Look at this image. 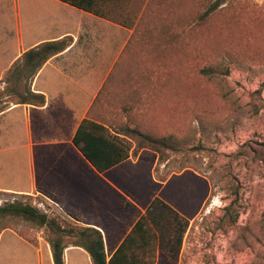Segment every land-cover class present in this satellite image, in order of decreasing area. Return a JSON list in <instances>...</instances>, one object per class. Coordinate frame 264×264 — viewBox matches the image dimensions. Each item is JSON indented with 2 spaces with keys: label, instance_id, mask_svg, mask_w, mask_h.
Listing matches in <instances>:
<instances>
[{
  "label": "rangeland",
  "instance_id": "374dc122",
  "mask_svg": "<svg viewBox=\"0 0 264 264\" xmlns=\"http://www.w3.org/2000/svg\"><path fill=\"white\" fill-rule=\"evenodd\" d=\"M214 2L127 0L119 11L131 25H120L130 35L120 64L136 66V81L113 124L177 142L144 152L158 156L156 176L171 177L165 194L179 196L188 222L178 256L163 250L160 264H264V0H229L206 17ZM15 101L0 88V109ZM14 201L44 210L40 199L0 193V206ZM4 232L0 264H35L14 257L24 252L10 234L34 246L52 236L18 217L0 218Z\"/></svg>",
  "mask_w": 264,
  "mask_h": 264
},
{
  "label": "crops",
  "instance_id": "0c3cea01",
  "mask_svg": "<svg viewBox=\"0 0 264 264\" xmlns=\"http://www.w3.org/2000/svg\"><path fill=\"white\" fill-rule=\"evenodd\" d=\"M3 3L1 89L7 72L27 51L64 39L70 46L31 82L32 92L46 97L44 106L5 102L0 109V193L40 199L45 206L40 211H57L79 226L99 230L110 260L155 198L181 214L179 196L165 194L171 177L161 181L156 176L158 156L144 158L149 150L136 154L132 147L127 160L100 172L74 144L84 120L108 126L120 118L122 108L116 112V106L134 101L125 98L136 81V66L120 64L130 35L120 25L58 0ZM7 234L0 236V249ZM10 235L14 242L9 243L19 244L24 252L15 258L55 264L50 243L34 246ZM162 255L157 253L155 264ZM64 261L93 264L88 252L75 246L64 250Z\"/></svg>",
  "mask_w": 264,
  "mask_h": 264
},
{
  "label": "trees",
  "instance_id": "16d2710c",
  "mask_svg": "<svg viewBox=\"0 0 264 264\" xmlns=\"http://www.w3.org/2000/svg\"><path fill=\"white\" fill-rule=\"evenodd\" d=\"M58 1L126 28L131 26L119 14L127 0ZM227 1L229 0H216L205 16L217 14ZM69 46V40L64 39L47 42L27 51L2 80L6 84V97L17 98L15 104L44 106L46 97L32 92L31 82L52 57L64 52ZM133 141L136 143V154L142 150H153L160 154L168 149L176 150L177 147V142L170 135L155 137L136 128H117L113 123L105 126L89 119L83 121L74 138L76 147L100 172L127 160L132 149L130 143ZM6 217L22 218L49 228L52 233L50 245L55 264H65L64 250L69 246L86 250L93 264H155L157 253L163 250L170 251V257L176 259L188 225L171 206L162 199L155 198L118 250L107 260L103 234L95 228L67 225L58 215L50 217L31 203L20 201L7 202L0 206V218ZM174 236H177L176 240Z\"/></svg>",
  "mask_w": 264,
  "mask_h": 264
},
{
  "label": "built area",
  "instance_id": "2783aa9c",
  "mask_svg": "<svg viewBox=\"0 0 264 264\" xmlns=\"http://www.w3.org/2000/svg\"><path fill=\"white\" fill-rule=\"evenodd\" d=\"M39 205H41V207H42L43 209H45L44 204L41 203V204H39ZM39 207H40V206H39ZM42 208H41V209H42Z\"/></svg>",
  "mask_w": 264,
  "mask_h": 264
}]
</instances>
